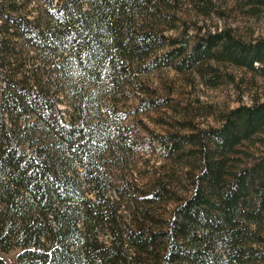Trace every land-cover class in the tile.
I'll return each mask as SVG.
<instances>
[{
  "label": "trees",
  "instance_id": "1",
  "mask_svg": "<svg viewBox=\"0 0 264 264\" xmlns=\"http://www.w3.org/2000/svg\"><path fill=\"white\" fill-rule=\"evenodd\" d=\"M262 24L264 0H0V264H264V93L167 74L264 78Z\"/></svg>",
  "mask_w": 264,
  "mask_h": 264
},
{
  "label": "rangeland",
  "instance_id": "2",
  "mask_svg": "<svg viewBox=\"0 0 264 264\" xmlns=\"http://www.w3.org/2000/svg\"><path fill=\"white\" fill-rule=\"evenodd\" d=\"M260 33L264 35V25L262 24L258 29ZM236 74V83L223 84L218 87H209L201 83L199 79L186 83L182 76H177L174 71H168V75L175 78L177 89H191V98L195 100L197 97L203 103L214 104L217 107L224 105L235 106L240 102L250 103L252 98L257 95H263L264 93V78L259 76H253L251 73L242 72L233 69ZM62 108H66V102L60 103ZM214 121L212 118H209ZM127 121V120H126ZM204 125L206 124L205 119ZM139 146V145H138ZM149 151V150H148ZM158 150L156 151V153ZM19 248H13L4 253L8 264H16V256Z\"/></svg>",
  "mask_w": 264,
  "mask_h": 264
}]
</instances>
